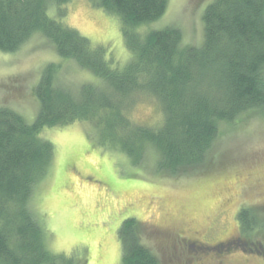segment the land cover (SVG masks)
<instances>
[{
	"label": "trees",
	"instance_id": "trees-1",
	"mask_svg": "<svg viewBox=\"0 0 264 264\" xmlns=\"http://www.w3.org/2000/svg\"><path fill=\"white\" fill-rule=\"evenodd\" d=\"M69 0H0V50L14 51L40 31L59 56L92 72L101 83H83L76 96L58 83L60 63L50 62L34 87L39 102L32 123L0 106V264H52L43 229L30 206L34 186L51 164L54 148L38 134L44 127L89 120L98 143L117 148L138 165L152 149L157 171L176 174L203 165L220 125L244 113L264 115V0H213L202 14L199 46L182 43L179 28L142 34V23L160 18L168 0H98L121 20L132 54L120 68L76 29L62 23ZM154 96L163 117L157 125L133 122L126 113L137 92ZM241 209V231L250 235L263 221ZM140 221L129 217L118 228L121 264H158L140 242ZM264 230V228H263ZM255 252L262 253L257 244ZM253 251V250H252Z\"/></svg>",
	"mask_w": 264,
	"mask_h": 264
},
{
	"label": "rangeland",
	"instance_id": "rangeland-1",
	"mask_svg": "<svg viewBox=\"0 0 264 264\" xmlns=\"http://www.w3.org/2000/svg\"><path fill=\"white\" fill-rule=\"evenodd\" d=\"M213 0H168L163 15L142 23L139 34L167 26L182 32V43L199 46L202 14ZM98 0H69L61 21L102 47L113 64L124 67L132 54L118 16L96 5ZM143 33V34H144ZM60 63L58 77L74 95L83 83H101L92 72L66 60L40 31L14 51L0 50V106L18 112L27 123L38 113L34 87L44 66ZM139 124L157 125L163 113L157 99L137 92L126 107ZM99 130L89 120L44 127L38 136L53 144L44 177L34 186L30 206L43 229L52 264H121V222L140 221V242L158 264H264V115L259 111L221 124L203 165L176 174L157 171L152 149L138 165L117 148L98 143ZM98 136V137H97ZM252 211L263 221L250 235L237 213ZM253 250V251H252Z\"/></svg>",
	"mask_w": 264,
	"mask_h": 264
}]
</instances>
